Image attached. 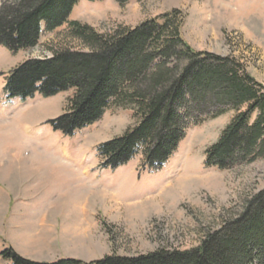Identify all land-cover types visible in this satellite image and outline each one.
<instances>
[{"label": "rangeland", "instance_id": "374dc122", "mask_svg": "<svg viewBox=\"0 0 264 264\" xmlns=\"http://www.w3.org/2000/svg\"><path fill=\"white\" fill-rule=\"evenodd\" d=\"M174 10L185 15L181 35L195 51L235 57L264 85V0H80L70 20L110 34ZM67 49L89 52L67 26L44 28L33 49L0 46V264H12L1 257L9 248L33 262L87 264L111 255L190 251L264 191L262 159L231 170L205 165L234 111L189 128L160 169L139 154L110 170L98 147L136 125L133 111L112 105L98 122L65 136L48 122L66 113L74 91L8 101L12 70Z\"/></svg>", "mask_w": 264, "mask_h": 264}, {"label": "trees", "instance_id": "16d2710c", "mask_svg": "<svg viewBox=\"0 0 264 264\" xmlns=\"http://www.w3.org/2000/svg\"><path fill=\"white\" fill-rule=\"evenodd\" d=\"M115 1L124 5L132 0ZM79 2L1 0L0 46L10 52L33 49L44 28L53 32L63 26L89 50L67 49L49 59L25 61L6 79L8 100L74 91L66 113L48 122L65 136L98 122L112 105L133 111L136 125L98 147L105 169L116 170L139 154L150 169H160L189 128L229 111L236 115L207 149L206 167L231 170L264 160V85L238 59L195 51L181 35L185 15L179 10L101 34L70 20ZM247 205L236 220L207 234L190 251L111 255L89 264H264V191ZM1 257L12 264H87L75 259L33 262L12 248Z\"/></svg>", "mask_w": 264, "mask_h": 264}]
</instances>
